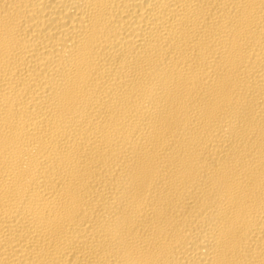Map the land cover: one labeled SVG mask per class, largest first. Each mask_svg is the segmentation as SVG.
<instances>
[{"label": "bare ground", "instance_id": "6f19581e", "mask_svg": "<svg viewBox=\"0 0 264 264\" xmlns=\"http://www.w3.org/2000/svg\"><path fill=\"white\" fill-rule=\"evenodd\" d=\"M0 264H264V0H0Z\"/></svg>", "mask_w": 264, "mask_h": 264}]
</instances>
